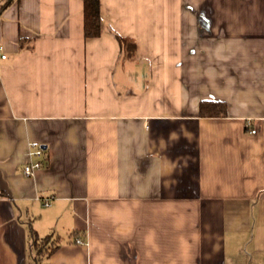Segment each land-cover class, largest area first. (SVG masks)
I'll use <instances>...</instances> for the list:
<instances>
[{
	"label": "crops",
	"instance_id": "1",
	"mask_svg": "<svg viewBox=\"0 0 264 264\" xmlns=\"http://www.w3.org/2000/svg\"><path fill=\"white\" fill-rule=\"evenodd\" d=\"M5 2L0 264H264V0Z\"/></svg>",
	"mask_w": 264,
	"mask_h": 264
},
{
	"label": "trees",
	"instance_id": "2",
	"mask_svg": "<svg viewBox=\"0 0 264 264\" xmlns=\"http://www.w3.org/2000/svg\"><path fill=\"white\" fill-rule=\"evenodd\" d=\"M12 0H6L1 8L6 7ZM85 1V35L86 37H96L101 34V10L100 0H84ZM117 39L120 42L122 49L124 48L128 56H132L135 50V43L128 37L117 35ZM226 112V103L220 100H204L200 104V113L210 116H220ZM51 235H47L44 238L39 239L34 237V246H37L39 252L43 254H50L56 249L51 248L48 251H43V247L50 242Z\"/></svg>",
	"mask_w": 264,
	"mask_h": 264
},
{
	"label": "built area",
	"instance_id": "3",
	"mask_svg": "<svg viewBox=\"0 0 264 264\" xmlns=\"http://www.w3.org/2000/svg\"><path fill=\"white\" fill-rule=\"evenodd\" d=\"M0 57L6 58L5 54L0 48ZM30 161L27 162L23 167V172L27 176H32L36 170L45 166L44 154L45 150L39 142H31L30 144Z\"/></svg>",
	"mask_w": 264,
	"mask_h": 264
}]
</instances>
